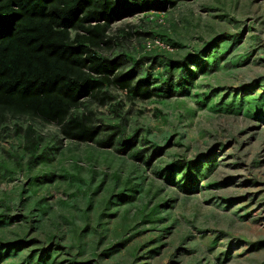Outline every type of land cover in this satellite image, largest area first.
<instances>
[{
  "label": "rangeland",
  "instance_id": "374dc122",
  "mask_svg": "<svg viewBox=\"0 0 264 264\" xmlns=\"http://www.w3.org/2000/svg\"><path fill=\"white\" fill-rule=\"evenodd\" d=\"M166 11L164 26L117 21L104 51L141 57L166 37L173 52L135 67L158 96L112 88L88 106L97 126L123 122L127 152L60 143L37 122L32 157L26 121L0 129V264H264V0Z\"/></svg>",
  "mask_w": 264,
  "mask_h": 264
},
{
  "label": "trees",
  "instance_id": "16d2710c",
  "mask_svg": "<svg viewBox=\"0 0 264 264\" xmlns=\"http://www.w3.org/2000/svg\"><path fill=\"white\" fill-rule=\"evenodd\" d=\"M185 1L191 0H0V129L14 121L22 132L18 122L26 121L23 132L27 143L34 142L27 150L32 157L45 147L34 127L37 122L56 125L60 143L96 144L127 152L132 136L125 135L123 122L97 126L88 106L114 100L112 88L126 92L130 100L156 98L148 86L150 75L137 81L135 67L153 63L152 55L159 52H146L144 46L141 57L126 52L104 55L118 39L111 37L112 25L140 14L146 22L157 24L159 18L166 19L159 15L168 7ZM128 28L120 32L121 37L137 36ZM160 39L167 42L166 37ZM168 62L172 68L173 61ZM134 157L140 158L141 153Z\"/></svg>",
  "mask_w": 264,
  "mask_h": 264
},
{
  "label": "built area",
  "instance_id": "2783aa9c",
  "mask_svg": "<svg viewBox=\"0 0 264 264\" xmlns=\"http://www.w3.org/2000/svg\"><path fill=\"white\" fill-rule=\"evenodd\" d=\"M156 49L165 50V51H169V52L174 51L172 48H170V46L167 43L163 42L160 39H152V40H149L146 42V44H145L146 52H151V51L156 50Z\"/></svg>",
  "mask_w": 264,
  "mask_h": 264
},
{
  "label": "clouds",
  "instance_id": "9594fccd",
  "mask_svg": "<svg viewBox=\"0 0 264 264\" xmlns=\"http://www.w3.org/2000/svg\"><path fill=\"white\" fill-rule=\"evenodd\" d=\"M160 16V15H159ZM150 20H152L151 18H150ZM163 20V21H162ZM164 22V23H163ZM157 23H159V25H162V26H164L165 25V19L164 18H159L158 20H157ZM153 39H160V38H153ZM152 40V39H151ZM161 40V39H160ZM149 41V40H148ZM163 41V40H162ZM163 42H165V43H167L166 41H163ZM146 44V43H145ZM168 44V43H167ZM146 51V50H145ZM153 51H159L158 49H156V50H153ZM152 52V51H151ZM169 52V51H168ZM170 53V52H169Z\"/></svg>",
  "mask_w": 264,
  "mask_h": 264
}]
</instances>
